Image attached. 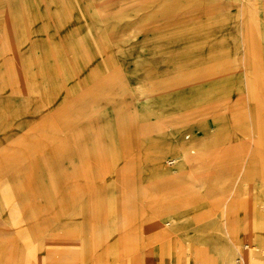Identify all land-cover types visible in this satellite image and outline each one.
<instances>
[{"label": "rangeland", "instance_id": "1", "mask_svg": "<svg viewBox=\"0 0 264 264\" xmlns=\"http://www.w3.org/2000/svg\"><path fill=\"white\" fill-rule=\"evenodd\" d=\"M174 126L215 144L209 191L158 210ZM262 240L264 0H0V264H243Z\"/></svg>", "mask_w": 264, "mask_h": 264}, {"label": "crops", "instance_id": "2", "mask_svg": "<svg viewBox=\"0 0 264 264\" xmlns=\"http://www.w3.org/2000/svg\"><path fill=\"white\" fill-rule=\"evenodd\" d=\"M176 127L180 128L179 126ZM207 136L208 134L206 135L202 134L201 136H194L193 139L190 142H188L189 145L194 147V150H189L188 153L194 154L197 152L195 157L190 154L192 157L191 160L194 161L195 159V163L194 164L192 163L193 167L207 163L209 158L208 157V151L210 150L209 148L211 146H215V144H213L210 140H207L208 138ZM174 145L172 147H177L176 151H172L174 156H177L179 154L180 145L186 148V143H184L183 141H181V143H177V145L176 143H174ZM169 159H174V158L171 157ZM156 162L158 163V161ZM157 163L156 165H158ZM156 173L158 174L160 179V183H161L160 187L163 189V192L159 194L161 195L160 198L155 202L156 204L155 208L158 207V210L163 209L162 207L163 204L170 206L171 209L175 208L173 210L186 209L189 207L190 204L189 202L192 199L200 195L205 190L209 191L208 188H204L203 191H201L200 193H195L193 189H191V183L195 181L192 175L197 173L191 174L190 172L186 171L185 173H182V175H175L174 173L166 174L163 172V170L161 171L160 168H157ZM208 193L209 192H207V194ZM152 205H154V203H152ZM159 236L165 238L168 235L162 230L159 232ZM169 248H170L169 243L167 241L160 244V251L163 261L168 260L170 256ZM198 251H202V250H200L199 248H195V252ZM133 261L135 262L137 261L140 264H143V259L139 256L133 257Z\"/></svg>", "mask_w": 264, "mask_h": 264}, {"label": "bare ground", "instance_id": "3", "mask_svg": "<svg viewBox=\"0 0 264 264\" xmlns=\"http://www.w3.org/2000/svg\"><path fill=\"white\" fill-rule=\"evenodd\" d=\"M167 133H168L167 135H168L169 148H170L171 152L176 151L177 147H172V146L174 145V143H176V145H177V143H181V141H182L180 139V136H179L180 128H177L174 126L173 129L170 128V131H168ZM203 134L206 135L208 133L205 132ZM190 157H191V155L187 152V149L180 145L179 146V154L177 156L172 155V158H174V159H170V160H173V164H174V166L172 167L173 169L172 170H163V172L166 174L174 173L175 175H182V173H185L186 171L190 172L191 174L197 173V174L192 175V177L194 178L195 181L191 183V189H193V191L195 193H200L201 191H203L204 188H207L206 183L208 181V175L199 174L198 170L199 171L202 169L205 170V168L207 166L205 163V164H200V165H197L196 167H193L192 162H191L192 157L191 158ZM167 160H169V159H167ZM167 160H166V163H167ZM157 168H159V166L155 164V169L157 170ZM161 171H162V169H161ZM244 178H247V177H244ZM217 179H218V177H216V180ZM244 188L245 189H241L243 193L239 194V198L243 197L244 195H250L251 194L253 197L252 201H254L255 203H258L260 206H262L263 199H262V197L260 198L259 195H255V193H256L255 185H253V184L246 185V186H244ZM253 189H254V191H253ZM162 207H163V209H167V208L169 209L170 208V206L165 205V204H163ZM156 208L158 209V207H156ZM173 209H175V208H173ZM261 244H262V249H263V252L261 253V255H258L256 257H252V254H245L244 256H241V260H242L243 264H264V240L261 241ZM255 249L258 250L257 247H254V250ZM194 256H195V261L199 264H214L211 259H209V258L206 259L202 255V251L195 252ZM179 260H180V258L177 259V261H179ZM127 264H140V263L137 261L136 262L133 261V258H132Z\"/></svg>", "mask_w": 264, "mask_h": 264}, {"label": "built area", "instance_id": "4", "mask_svg": "<svg viewBox=\"0 0 264 264\" xmlns=\"http://www.w3.org/2000/svg\"><path fill=\"white\" fill-rule=\"evenodd\" d=\"M172 163H173V160H170V159H169V160H167V163H166V164H167V165H171Z\"/></svg>", "mask_w": 264, "mask_h": 264}]
</instances>
